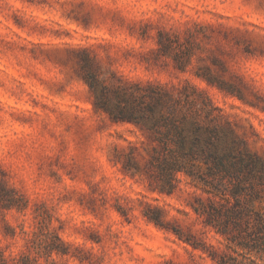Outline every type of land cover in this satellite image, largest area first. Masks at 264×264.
Segmentation results:
<instances>
[{
    "label": "rangeland",
    "instance_id": "obj_1",
    "mask_svg": "<svg viewBox=\"0 0 264 264\" xmlns=\"http://www.w3.org/2000/svg\"><path fill=\"white\" fill-rule=\"evenodd\" d=\"M90 59L105 83L205 90L264 157V0H0V200L13 202L0 207V256L45 264L49 230L69 245L58 263L214 264L143 216L163 207L186 232L193 188L159 194L123 170L144 138L94 110Z\"/></svg>",
    "mask_w": 264,
    "mask_h": 264
},
{
    "label": "trees",
    "instance_id": "obj_2",
    "mask_svg": "<svg viewBox=\"0 0 264 264\" xmlns=\"http://www.w3.org/2000/svg\"><path fill=\"white\" fill-rule=\"evenodd\" d=\"M91 62L82 66V79L94 110L111 124L134 125L144 138L139 146L128 144L123 170L144 175L159 194L181 191L183 180L193 188L182 191L195 215L186 232L167 221V211L157 205L145 204V219L206 253L214 264H264V157L249 148L223 109L189 83L178 87L122 78L105 83L89 68ZM9 201L0 200V207L12 208ZM208 233L219 246L205 241ZM68 248L56 231L46 230L38 255L45 264H65L53 255L67 256ZM0 264L41 263L26 254L0 256Z\"/></svg>",
    "mask_w": 264,
    "mask_h": 264
}]
</instances>
